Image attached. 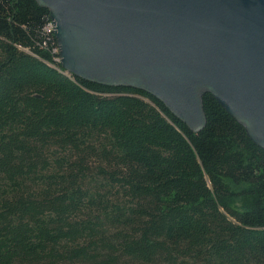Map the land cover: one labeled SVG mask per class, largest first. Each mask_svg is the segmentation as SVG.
Here are the masks:
<instances>
[{
    "label": "trees",
    "instance_id": "trees-1",
    "mask_svg": "<svg viewBox=\"0 0 264 264\" xmlns=\"http://www.w3.org/2000/svg\"><path fill=\"white\" fill-rule=\"evenodd\" d=\"M50 21L0 0V264H264V148L67 73Z\"/></svg>",
    "mask_w": 264,
    "mask_h": 264
},
{
    "label": "water",
    "instance_id": "water-1",
    "mask_svg": "<svg viewBox=\"0 0 264 264\" xmlns=\"http://www.w3.org/2000/svg\"><path fill=\"white\" fill-rule=\"evenodd\" d=\"M70 74L147 92L191 131L211 94L264 148V0H35Z\"/></svg>",
    "mask_w": 264,
    "mask_h": 264
},
{
    "label": "built area",
    "instance_id": "built-area-1",
    "mask_svg": "<svg viewBox=\"0 0 264 264\" xmlns=\"http://www.w3.org/2000/svg\"><path fill=\"white\" fill-rule=\"evenodd\" d=\"M53 29H54V25H53V22L51 20L50 23L47 25V31H51L53 33ZM55 50H56L57 53L59 52L58 46H57V48ZM57 60L59 61V56L57 57Z\"/></svg>",
    "mask_w": 264,
    "mask_h": 264
}]
</instances>
